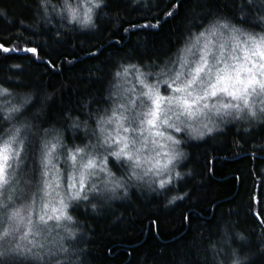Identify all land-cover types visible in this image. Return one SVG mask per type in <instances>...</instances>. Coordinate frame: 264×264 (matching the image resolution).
Returning a JSON list of instances; mask_svg holds the SVG:
<instances>
[{
  "label": "trees",
  "instance_id": "obj_1",
  "mask_svg": "<svg viewBox=\"0 0 264 264\" xmlns=\"http://www.w3.org/2000/svg\"><path fill=\"white\" fill-rule=\"evenodd\" d=\"M87 10L92 21L82 26ZM217 21L264 32V0H104L99 7L0 0V139L23 126L27 216L42 185L44 144L59 139V150L73 151L100 140V121L122 103L127 74L152 81L174 72L188 45ZM184 140L183 175L171 186L128 185L120 199L76 201L53 237L22 241L20 229L0 242V264H232L235 253L245 264H264V124H228ZM8 223L0 220V229ZM8 241L29 251L9 253Z\"/></svg>",
  "mask_w": 264,
  "mask_h": 264
},
{
  "label": "rangeland",
  "instance_id": "obj_2",
  "mask_svg": "<svg viewBox=\"0 0 264 264\" xmlns=\"http://www.w3.org/2000/svg\"><path fill=\"white\" fill-rule=\"evenodd\" d=\"M88 12L89 11L87 10L86 15H88ZM237 28L244 32H250L244 27ZM203 32H205V35L208 34V30ZM252 34L255 35L256 33ZM215 39L216 38L213 37V40ZM190 45H188V47H190ZM197 48H202V44L198 45ZM199 55L200 52L197 51V49H192V53L188 56L189 63L187 65H183L182 62L185 56V52H183L180 60H178V65L174 72H167L165 77L161 73L166 71L161 72L160 75L158 74L152 81H146L144 79V74H140V72H129L127 74L129 77H127L128 83L124 89V99L113 112V115L107 119L123 117L124 127L127 128L128 131L125 132L123 129L117 128L115 124L103 125V127L107 130L109 138L115 143L111 146L104 144L103 147H96L97 145L103 143L100 135V140L88 145L84 148L85 151L83 153L78 154L77 160H79L80 156H87L89 154L97 157V168L95 171L99 172V175H90L86 173L83 186L80 184L79 176V172L82 170L81 165L67 159L69 153L72 151L57 149L56 152L52 154L51 163H48L44 158V175L41 189L32 200L31 206L28 208V214L31 217L32 224L34 225V234H29V236H34V239H49L53 237L55 233H60V231H62V227H65L68 224L67 217L70 216L69 213H71L72 208L75 203H77L76 201L82 202L85 200L86 202L94 204L98 203L99 200L101 201L111 196H117V198L120 199V196L122 195L120 193L125 192V190L128 189V185L129 187L135 185L133 188L143 189L155 185L158 189L160 188L162 190L164 187L161 188L159 186L160 179L168 180L165 187L171 186L175 183L178 177L171 171L164 172L161 176L153 175V170L159 172V169H153V166L157 161L150 159V157L159 152V163L163 165L166 163V156L169 151L167 148H165L162 152L160 151V147H162L166 142L162 138L155 135L156 131H165L166 134L173 135L176 139L183 142L184 139L186 140L191 138L189 136V129L184 126L185 124L190 125L191 128H196L201 124V122L209 124L215 123L216 125H219L220 129H223L228 124H234L236 127L245 124L247 125V128L264 124V93H261L258 88L255 93L249 95V105H251L257 112L256 119H253L249 115L248 108H243L239 116L236 115V109H231L230 111L232 114L227 117H224L219 113L214 114L211 111V105L218 102L233 103L238 106L243 104L242 100H234L226 94H218L216 97L204 98L197 103L195 98L202 95L198 86L201 77L197 78V84L188 86L185 93L175 91L177 87H185V83H182V81L186 82L191 79L189 73L191 72L194 74V61H196ZM237 55L242 57V52L238 51ZM253 62H257L255 58H253V61L249 63V66H251V63ZM182 66L183 75L180 77V80H176V76L180 73ZM205 70L207 71V67ZM257 79H260L259 75H257ZM141 80L144 81V84L140 83ZM163 80H168V83H162ZM153 84H160L158 94L163 97V100L159 101V108H157V105L153 102L154 99L153 101H149L144 95H142L148 91V86ZM253 87L256 88L255 85ZM187 93H191V98H188ZM170 99L186 100L188 105H190V107H188L189 112H195L198 108H202L205 103L209 105V108L204 109L196 116L190 117L188 112L184 111V106L169 103ZM149 107L152 111L156 112L154 123L151 125L147 124V120L151 119V116L147 114L141 115V113H147ZM165 119L168 120V123L174 124L183 121V123H180L182 131L176 132L174 127L168 128L167 125H162L158 129L156 124ZM144 128H150L152 130L151 134L140 130ZM217 131L209 135L211 136ZM10 136L11 135H8L0 139V160H2L4 151V141H6ZM122 136L126 137L127 140L132 141V143L129 144V149L135 153V157L132 160H129L127 157H123L118 162L114 157L109 155V153L116 149ZM157 141H159V145L153 148L152 145H155ZM180 145L179 148L181 149ZM11 147L14 151L19 148V155L7 162V164L11 165V167L6 165V175L10 177V182L3 189H0V199L5 202L7 208L9 207L8 209L16 207L12 205L13 201H15L17 206L24 205L28 196L32 194V185L28 184L29 177L27 178L24 176L26 175V171L24 172V169L21 170L23 167V147L20 139L16 138V141L11 145ZM101 157L104 158L103 165L100 164ZM137 158L139 159L141 167L136 169V171L142 172L146 168L149 169V176H151V180H149L147 176L141 180H136L134 178L131 165L137 163ZM173 166H175L176 170L180 172L179 161H174L173 165H170L169 168ZM101 167H106L108 171L112 173V176L109 177L108 172L106 171L101 172ZM92 171L93 170H88V172ZM126 171H128L127 176H129L127 180L124 178ZM117 182L122 185V187H117L115 189V195H113L108 185L115 184ZM74 192H79V196H73ZM9 197H11V199H9ZM62 204L64 205L63 215L61 212ZM6 211V209H0V220L3 221V224L9 222L5 214ZM41 216L45 217V220L42 223L39 219ZM48 217L52 218L49 219Z\"/></svg>",
  "mask_w": 264,
  "mask_h": 264
},
{
  "label": "clouds",
  "instance_id": "obj_3",
  "mask_svg": "<svg viewBox=\"0 0 264 264\" xmlns=\"http://www.w3.org/2000/svg\"><path fill=\"white\" fill-rule=\"evenodd\" d=\"M93 3L96 7H99L104 3V0H93ZM77 13H73L71 16V20L77 19ZM70 20V22H71ZM92 21V16L88 15L86 19H82L79 23L82 26H87ZM213 37L216 39L213 40ZM202 44V48H197L198 45ZM192 49H197L200 52V55L194 61L195 68L194 74L189 73L191 79L187 80L185 83V87H178L181 89L180 93H185L188 86L193 84H197V78L201 77L199 81V88L202 95L197 96L196 102L198 103L201 99L208 97H216L218 94H226L228 97L233 98L234 100L239 99L243 101L241 106H238L233 103H216L211 105V111L216 114H222L224 117L230 116L231 109H236V115L239 116L240 112L243 108H248L249 115L253 118H257V112L255 109L249 105V95L256 92L257 88L261 93H264V33H256L253 35L250 32H244L237 28L234 25H230L228 21H217L215 24L211 25L208 29V34L205 35V32H201L199 36H196L190 47L184 50L185 56L182 64L187 65L189 63L188 56L192 53ZM215 49V51H214ZM242 52V57L237 55V52ZM211 57V58H210ZM253 58L257 62L249 63L253 61ZM242 61V62H241ZM207 67V71L205 70ZM203 74V75H202ZM243 74V78H242ZM183 75V66L181 68L180 73L177 74L176 80H180V77ZM257 75H259L260 79H257ZM141 84H144V81H140ZM162 83L167 84L168 80H163ZM256 86L254 88L253 86ZM160 84H153L148 86V91L143 93L149 101L159 100L162 101L163 97L160 96L159 93ZM251 90V91H249ZM6 91L3 88H0V94ZM247 93V94H246ZM188 98H191V93H187ZM183 99L181 100H169V103L177 104L184 106V111L188 112L190 117L198 115L204 109H208L209 105L205 103L202 108H198L195 112H189V108L185 106L183 103ZM18 111V109H16ZM150 115L151 119L147 120V124L151 125L150 121L155 120V112L151 110L149 107L147 113H141V115ZM167 115V114H165ZM180 123H183L181 121ZM180 123H168V120L165 119L156 124V127L159 129L162 125H167L168 128H175L176 132H181L182 128L180 127ZM101 127V137L103 143L97 145L96 147H103L104 144L111 146L115 143L111 140L107 134L106 128L103 125L115 124L117 128L123 129V131L127 132L128 129L124 127L123 117H118L116 119H104L100 121ZM79 126V125H75ZM186 128L189 129V136L192 139L204 138L205 135L212 134L217 130H221L219 125L215 123L209 124L205 122H201V124L196 128H191L190 125L185 124ZM22 127H16L12 135L4 141V151L2 155V160H0V189H3L10 182V177L6 175V165L11 167L7 162L10 159H14L19 155V148L15 151L12 149L11 145L16 141V138L19 136ZM85 130L87 129V125L84 126ZM141 131H146L151 134L152 130L150 128L140 129ZM155 135L157 137L162 138L166 143L160 147V151H164L167 148L168 154L166 156V163L161 165L159 163V152L150 157L157 161L153 169H159V172L153 170V175L161 176L164 172L171 171L175 176L182 177V173L178 172L175 166L169 168L170 165H173L174 161H179L183 157L184 153L179 148V145L182 143L181 140L176 139L173 135L166 134L165 131H156ZM143 139V138H141ZM170 142V143H167ZM22 143V141H21ZM131 140H127L126 137L120 138V143L117 145L116 149L113 150L109 155L114 157L116 161H120L123 157H127L129 160H132L135 157V153L131 149H129V144H131ZM159 145V141L155 145H152L153 148ZM60 147L59 139L53 143L51 140L47 141L44 144L45 149V159L48 163H51V157L54 152ZM85 151L84 148H76L72 152L69 153L67 159L71 162H77L81 165L82 170L79 172L80 176V184L83 186L85 181V174H94L99 175V172H96L97 168L95 155H87L80 156L79 160H77V156L80 153ZM100 164H104V158L101 157ZM132 174L136 180H141L144 177H148L151 180V176H149V169H144L142 172H137L136 169L141 167L139 159L137 158V163L131 165ZM88 170H93L92 172H88ZM101 172H108V176L111 177L112 173L108 171L106 167L100 168ZM190 174V172L188 173ZM161 181L164 182V186L168 183L167 179H160L159 186L161 187ZM109 189L112 191L113 195H115V189L117 187H122L118 182L115 184L108 185ZM161 187V188H163ZM124 195H128V192L125 191ZM73 196L78 197L79 192H74ZM72 198V197H69ZM178 197L173 196L172 200L177 199ZM11 199V197H9ZM7 206L5 202L0 199V209H6ZM64 205L62 204L61 212L63 215ZM93 210H95V206H93ZM27 208L24 205H19L13 207L11 209H7L6 216L8 218V225L0 229V242L5 241L7 237H13L20 229H24V234L20 236L22 241L28 240L29 234H34V225L32 224V220L30 216L26 215ZM51 219L52 217H48ZM41 223L45 220L44 216L40 218ZM67 219L71 220L72 217L68 216ZM65 231H68L65 229ZM68 235L71 237L73 233L69 232ZM238 238L240 240L246 239L243 233H238ZM9 247L7 248V252L15 253L19 251L21 254H24L29 251L28 247L20 243H12V241H8ZM34 248H39L41 245L39 242L29 241ZM59 251H66V249H59ZM45 254H52L50 249H45ZM34 257H39L43 259V256L40 253L33 252L31 253ZM235 258L232 261V264H245L247 257H241L238 253H235ZM5 256V250L3 246L0 245V258ZM59 264V261L56 262Z\"/></svg>",
  "mask_w": 264,
  "mask_h": 264
},
{
  "label": "snow or ice",
  "instance_id": "obj_4",
  "mask_svg": "<svg viewBox=\"0 0 264 264\" xmlns=\"http://www.w3.org/2000/svg\"><path fill=\"white\" fill-rule=\"evenodd\" d=\"M4 51H8V49H4ZM28 51H32V52H35V49H28ZM176 92H180L181 89L180 88H176L175 89ZM163 99V98H162ZM156 105H157V108H159V100H154L153 101ZM183 103L185 104L186 107H190V105H188V102L186 100L183 101ZM155 115H156V112H155ZM150 123H154V121H150ZM164 186V182L161 181V187Z\"/></svg>",
  "mask_w": 264,
  "mask_h": 264
}]
</instances>
